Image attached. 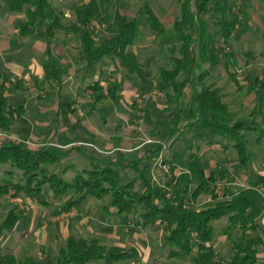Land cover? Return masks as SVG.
<instances>
[{
    "label": "trees",
    "instance_id": "obj_1",
    "mask_svg": "<svg viewBox=\"0 0 264 264\" xmlns=\"http://www.w3.org/2000/svg\"><path fill=\"white\" fill-rule=\"evenodd\" d=\"M10 14L23 13L25 18L16 22L15 27L21 38L39 35L49 47L42 62L44 74L42 83L61 85L64 68L53 62L50 45L54 42L75 41L80 45V59L87 71L94 70L103 58L116 60L131 80H137L143 93L159 92L163 94L167 104L173 109L174 125L163 124L158 138L171 143L174 147L182 129L201 137L202 132L213 133L232 144L237 154L238 167L247 169L252 162L249 148V137H255V143H264V126L253 119L235 120V114L229 111L224 102L222 88L204 83L208 72L202 65L215 68L220 64L234 60L233 54L227 53L225 46L219 47L216 37L227 44L234 31L241 25V19L232 12L227 0H177L178 15L172 23L170 39L176 43L177 56L172 58L170 68L161 67L156 76L151 66L155 57L141 58L130 50L140 35L137 19L128 18L119 11L114 16L109 14L110 0L101 3L90 0L87 4L74 7L70 18L57 10L52 0H0ZM196 6V12L192 5ZM213 14L219 31L213 36L201 32L198 39L193 33L202 22V17ZM149 31L157 36L167 35V27L155 11L144 5L138 11ZM94 25L105 27L107 32L101 39L96 38ZM59 35L63 39L59 38ZM196 70L200 73L195 77ZM249 76V75H248ZM232 81L241 86L230 75ZM251 86L249 93H254L257 110L263 103L264 77L261 79L249 76ZM191 87L188 104L184 103L186 90ZM97 93L95 101H100L99 94L104 88L96 82L90 86ZM109 98L116 102L119 86L117 83L106 88ZM25 114L23 106L13 107L3 86L0 89V137L10 134L13 125ZM184 122L183 127L180 126ZM194 126L196 130L194 131ZM163 128V129H164ZM172 141V142H169ZM192 143V142H190ZM161 146L153 154H158ZM191 144L179 152L174 150L173 159L169 160L173 174L165 187L154 186L148 179L145 169L137 163H129L126 167L134 171V177L127 183L121 180L120 164L103 168L92 164L90 170L78 173L70 182L51 173V166L59 162L60 155L52 153L48 147L31 150L18 143L5 141L0 144V168L10 167L21 172L20 182L5 180L0 184V198L10 196L14 199L21 195L42 197L45 187L50 189L58 199L67 198L62 210L71 211L88 198L102 200L109 198V203L118 215L139 214L143 227L157 224L165 225L168 234L165 245L170 248L169 257L178 260L190 259L191 264H220L214 248L216 231L214 223L226 218L227 226L223 229L230 246L227 264H259L258 253L264 247V176L258 175L245 187L235 192H227L223 197L217 193L218 179H225L229 172L226 168L213 169L206 173L207 166L196 152H190ZM182 168L184 173L175 172ZM181 173V174H180ZM11 175L12 172H6ZM210 196L212 203L199 209L198 199ZM21 215L11 210L4 218L0 216V237L12 234L19 223ZM194 244L196 248L194 249ZM139 256L135 248L123 250L117 247L103 246L98 239H85L76 236L67 238L66 244L58 250L54 262L47 257L37 259L25 256L18 259L13 254L0 255V264H89L104 262L115 264L135 260Z\"/></svg>",
    "mask_w": 264,
    "mask_h": 264
},
{
    "label": "rangeland",
    "instance_id": "obj_2",
    "mask_svg": "<svg viewBox=\"0 0 264 264\" xmlns=\"http://www.w3.org/2000/svg\"><path fill=\"white\" fill-rule=\"evenodd\" d=\"M88 1L89 0H52V4L57 10L71 15L74 7L86 4ZM99 1L101 3L105 2V0ZM110 2L109 14L111 17L114 16L117 10L128 18L137 19V23L140 26V35L135 45L131 47L130 50L137 53L141 58L155 57V61L151 66L154 76L157 75L159 68H170L173 64L172 58L177 56V45L170 39L172 36V23L178 15L177 0H110ZM227 2L232 6V12L241 19V25L236 29L241 30V34L237 35V32L234 31V34L227 44L223 43L222 39L217 36L216 42L219 47L225 46L227 53L233 54L234 60H230L229 63H225L224 61V63L215 68H210L208 64L202 65V70L209 74L205 78L204 83L222 88L225 94L224 102L228 105L229 111L235 114V120L250 117L257 124L264 126V97L261 109L257 110L256 96L254 93L248 92V87L251 86L248 80L249 76L259 79L264 77V0H227ZM1 4L0 32H3L6 37H11L12 34L10 32L12 30L7 26L10 21V14L5 12V8H3L4 6L2 7ZM146 4L155 11L162 23L167 27L166 36H157L155 33L149 31L144 22L139 19L138 11ZM192 10L194 12L197 11L194 4L192 5ZM201 19L202 22H198V27L193 33L194 39H198L201 32H204L208 36H213L219 31L218 26L215 24L213 14L204 15ZM94 28L96 30V38L98 39H101L108 33L104 26L98 27V25H94ZM28 41L29 40H26V42ZM18 42L21 41L15 39L12 40L11 43ZM107 63L108 65L104 66L103 69L109 66L108 69L112 71V79L125 83L126 79H128V75L121 66L119 64L117 65L115 62L110 63L108 61ZM80 65L84 66V64ZM199 73L200 71L196 70L195 77L198 76ZM231 74H234L241 89H238L237 85L232 81L230 77ZM109 78L111 77L100 74L98 80L99 82L104 80L109 81ZM10 80L6 83V91L8 92L11 90H8L9 88H13V84H9ZM131 81L132 84L134 83L135 87L140 88V91L135 95L131 105H128L127 102H124L122 105L120 104V112L118 111V114L121 119H117L115 114L111 120H99L96 121V123L97 126L103 129L104 142L111 140L110 136L112 135L113 137L119 136L125 138V140L128 138H135V142L145 144L140 150H145L146 143L147 147L150 149L161 146L158 154H153L152 152L150 155L152 159L142 163L140 166L141 168H146L148 166L147 168L151 170L147 176L154 186L165 187L166 184L172 180V167L169 164V160L171 159L170 156L174 154L173 150L179 152L181 149L186 148L188 144L192 146L188 154L192 151L198 153V149L201 150L206 145L209 147V144H213V152L204 155L205 162H209V166H213V169H221L224 167L229 172V175L225 179H218L216 189L221 198L223 194L229 191L235 192L240 187L247 186L248 180L264 174V144H256L253 135L249 137L252 162L247 169L238 167L237 154L232 144L226 139L216 136L213 131L202 132L200 133L203 134L201 137L198 136L194 138V133L184 128L179 137H177L179 138L178 143L171 148L170 143L164 142L163 140L161 141L158 135L162 130H165L164 127L166 126H163V124H167V126L171 127L174 125L172 122L173 109L165 103L166 99L161 93L155 92L153 95L163 98V103L168 106V109H166L165 113L162 112L163 114L156 109H153L151 114H146L149 112L148 110H152L147 104V99H145L147 95L143 93V89L136 79ZM109 82L113 83L115 81ZM27 88L31 89L32 87ZM24 92L25 97H27L28 94L35 95L34 90H29L28 92L23 91V93ZM191 92V87H189L186 90L185 104H188ZM12 104L13 106L18 105L13 102ZM96 108L97 115L99 116L102 108ZM124 112L129 113V117L131 118L128 119L127 114ZM161 119H163V121H160ZM183 125L184 122H182L180 126L183 127ZM196 128L197 127L194 126L193 130L195 131ZM5 136L11 139L14 137L10 134H5ZM22 142L26 143L31 141L22 140ZM49 148L53 154H60L59 162L51 166V173L58 175L67 182H70L83 170H90L92 168L91 161H94L96 166L100 168L114 164H111L112 161L102 160V156L99 154L93 153L95 157L90 160L83 159L75 153L63 155L61 154V150L55 147ZM111 156L115 157V154ZM130 158L131 155L127 153L125 158L122 159V162H127V164H129ZM160 158L163 160L164 164L169 166L171 177H169V174L161 171L157 166V161H159ZM176 168L178 172L184 173L181 167L178 168L177 166ZM8 171H11L12 174L7 175L6 172ZM119 171L123 183L129 182L134 177L133 170L131 168L128 169L125 165L119 166ZM7 179L13 180L16 183L20 182L21 172L8 166L0 168V184ZM23 197L21 201H17L10 196L0 198L1 218H4L11 210H15L21 215V222L17 230L13 234L0 237V255L13 254L18 259L25 256H32L37 259L50 257V259L55 262L58 257V250L66 244L67 238L76 236L85 239H98L103 246L109 248L117 247L123 250L136 248V250H138L139 256L135 260L115 264H191L190 259L178 260L170 258V248L165 245V236L168 234L165 225L157 224L145 228L142 225L139 214L134 215L130 223L125 226L124 229L129 231L125 234L124 238L121 240L120 238L119 240H114L112 236L113 232L106 230L110 228L114 230V227H118L120 222L125 221L128 216H119L116 210L111 207L108 197L102 200L88 198L79 207V210L87 217L89 223L83 221V215H81L78 210L69 212L70 214L68 217L60 220L63 222L54 220L56 211H58L66 201L64 199L58 200L48 187H45L41 199L34 195H23ZM204 198H206V200ZM212 202L209 195H203L198 199L195 205L197 208L202 209ZM226 226V218L214 223L216 238L213 245L217 252V261L220 262V264H227L229 262L230 246L225 236L222 235V231ZM193 246L195 249L196 244ZM90 264L104 263L92 262ZM259 264H264V262L262 261Z\"/></svg>",
    "mask_w": 264,
    "mask_h": 264
},
{
    "label": "crops",
    "instance_id": "obj_3",
    "mask_svg": "<svg viewBox=\"0 0 264 264\" xmlns=\"http://www.w3.org/2000/svg\"><path fill=\"white\" fill-rule=\"evenodd\" d=\"M1 6L3 7L2 4ZM5 12H7L6 8ZM65 17L68 19L71 15L65 13ZM24 18L25 16L23 13L10 14V21L7 26L12 30L10 32L12 34L11 37H6L3 32H0V89L3 86L4 94L12 106V102L18 104L13 107L23 106L25 109V114L15 122L10 132V135L14 137L11 139L3 135L0 137V144L5 141L14 142L31 150H38L45 146L48 148L55 147L61 150V154L63 155L75 153L83 159L90 160L94 159V153L102 156V160L104 161H112L111 164L117 163L121 166L128 165L127 162H122V159L129 153L131 158L128 163H137L140 169H145L147 171L146 174L148 175V173L151 172V170L147 168L148 166L146 168H141L140 166L142 163L152 159L150 155L156 148L150 149L147 147L146 143L145 150H140L145 144L135 142V138H128L125 140V138L119 136L113 137L112 135L110 136L111 140L104 142L103 129L97 126L96 123V121L99 120H111L115 114L117 119H121L118 114L120 104L122 105L124 102H127L128 105H131L135 95L139 93L140 88L135 87L134 83L132 84L129 76L125 83L112 79V71L108 69L109 66L103 69L104 66L108 65V61L110 63L115 62L117 65L119 64L116 60L111 58H103L94 70L87 71L85 69V64L80 59V45L75 41H57L50 45L52 61L64 68L63 82L61 85L42 83L44 74L42 62L49 45L45 40L40 38L37 33L36 35L26 38L19 37L15 24L17 21L23 20ZM59 38L63 39L61 35H59ZM15 39L21 42L11 43L12 40ZM26 40L29 41L26 42ZM80 64H84V66ZM100 74L111 77L109 81L115 82L110 83L108 80L99 82L98 77ZM12 77L22 79L28 78L31 80L32 85L27 86L20 80L13 84V88H9L8 90H11L8 92L6 91V83ZM96 82H99L104 88V90L99 93L102 96L100 101H95L94 98L97 93L90 89V86L94 85ZM114 83H117L119 86V91L117 93L118 99L116 102L109 98L106 91V88ZM27 87L32 88L30 89ZM28 89L30 91L34 90L35 95L28 94V96L25 97V92L23 93V91L28 92ZM154 93L155 92L146 93L148 98L145 97V99H147V104L152 109L148 110L149 112L146 114H151L153 109L158 110L160 113H165L166 109H168L166 105L167 102L164 100L166 103L164 104L163 98L154 96ZM96 107L102 108L99 116L97 115ZM125 114H127L128 119L131 118L129 117V113ZM160 121H163V119ZM22 140H30L31 142L25 143L22 142ZM198 150V155L207 166L206 173L208 174L210 171H213V166H209V162H205L204 155L213 152V144H209V147L206 145L203 149ZM113 154H115V157L111 156ZM170 157V160H172L173 154ZM93 163L94 161H91V165ZM175 172L178 173V170ZM262 176H264V174H262ZM244 180L246 181V178ZM23 198V195H21L16 198V200L21 201ZM204 199L206 200V198ZM64 200L66 201L67 199L64 198ZM81 205L69 212L78 210V212L83 215L79 210ZM63 206L64 204L56 211L54 220L63 222L60 221L64 219L61 215L69 213L68 211L62 210ZM134 215H129L125 221L120 222L118 227H114V230L110 228L106 231L113 232L112 236L114 240H119V238L120 240L123 239L125 234L129 231L124 228L130 223ZM83 218L85 223H89L87 217L83 215ZM262 261L264 262V247L261 248L258 253V262L261 263Z\"/></svg>",
    "mask_w": 264,
    "mask_h": 264
},
{
    "label": "built area",
    "instance_id": "obj_4",
    "mask_svg": "<svg viewBox=\"0 0 264 264\" xmlns=\"http://www.w3.org/2000/svg\"><path fill=\"white\" fill-rule=\"evenodd\" d=\"M20 80H22L24 82V84L27 85V86H31L32 85V82H31L30 79H28V78L22 79V78H18V77H12L9 84H11V83L15 84V83H17ZM157 166L159 167V169L161 171H164L165 173L169 174V177H171V173L169 172V166L164 164L163 160H161V158H160L159 161H157ZM69 214L70 213H64V214L61 215V217L66 218V217H68Z\"/></svg>",
    "mask_w": 264,
    "mask_h": 264
}]
</instances>
